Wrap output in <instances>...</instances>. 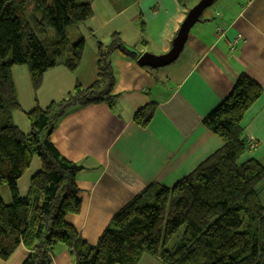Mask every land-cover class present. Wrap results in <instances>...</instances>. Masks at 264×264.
I'll use <instances>...</instances> for the list:
<instances>
[{
	"label": "trees",
	"instance_id": "obj_1",
	"mask_svg": "<svg viewBox=\"0 0 264 264\" xmlns=\"http://www.w3.org/2000/svg\"><path fill=\"white\" fill-rule=\"evenodd\" d=\"M93 0H0V259L20 246L30 253L21 264H50L49 250L65 245L75 264H138L144 254L164 264H264V162L245 159L248 144L242 121L263 94L262 86L240 73L229 94L204 124L224 145L171 188L151 184L114 213L97 239L82 238L69 215L81 213L77 174L84 167L61 154L52 141L57 121L71 108L102 102L113 106L111 54L137 59L119 32L98 41L97 79L46 108L28 112L23 132L13 112L21 107L12 69L27 65L38 87L44 74L64 64L75 72L86 47L82 28L93 16ZM189 5L191 0H179ZM84 29V28H83ZM157 104L134 115L147 128ZM38 156L40 169L21 195L18 181Z\"/></svg>",
	"mask_w": 264,
	"mask_h": 264
},
{
	"label": "crops",
	"instance_id": "obj_2",
	"mask_svg": "<svg viewBox=\"0 0 264 264\" xmlns=\"http://www.w3.org/2000/svg\"><path fill=\"white\" fill-rule=\"evenodd\" d=\"M198 1L191 0L187 6L179 0H93V16L81 29L86 38L81 64L74 73L60 67L70 77L61 87L63 94L79 82L90 86L97 79L98 41L109 42L113 31L121 34V25L112 23L125 24L131 12L130 35L122 39L138 58L120 51L109 57L115 77L113 106L102 102L73 107L57 121L52 134L61 154L84 167L77 174L82 210L68 220L90 243H96L114 213L136 194L151 184L171 188L224 145L204 118L243 72L263 88L242 121L248 144L244 156L264 160V0H215L191 28L175 62L162 69L137 62L145 52H168ZM237 36L241 40L232 47ZM152 103L157 104L156 113L151 124L142 128L134 115ZM30 179L26 186L18 181L21 195L27 194ZM48 252L50 264L76 263L63 244ZM29 253L22 245L0 264H21ZM138 264L164 263L144 254Z\"/></svg>",
	"mask_w": 264,
	"mask_h": 264
},
{
	"label": "rangeland",
	"instance_id": "obj_3",
	"mask_svg": "<svg viewBox=\"0 0 264 264\" xmlns=\"http://www.w3.org/2000/svg\"><path fill=\"white\" fill-rule=\"evenodd\" d=\"M77 1H82V0H77ZM130 13L131 12H129L126 15L125 24H123L122 21H121V24L119 21H114L112 23V25L114 26L121 25V34H120L121 39L124 37L126 39L129 38L130 29H129V24L127 23V17L130 15ZM122 19L123 17L118 18V20H122ZM114 32H117V31H113V33ZM222 32L223 31H220V33ZM90 42L93 43L94 38H91ZM125 42L126 41L124 39V43ZM126 46L128 48H132L131 46H128L127 44ZM89 53L90 52H88V54ZM63 66L65 65L59 64L53 67L52 69L48 70L44 74L42 82L38 87H36L33 84L27 65H16L13 67L12 69L13 80L16 84L18 99L21 104V107L13 112V118H14L15 124L23 132L24 131L28 132L30 130L29 129L30 124H29L28 117H27L28 112L33 110L35 107H41L44 109L48 106L49 103H51V101L53 100L58 101L66 96V93L63 94V91H61V87L66 81L69 80L70 77L64 74L63 71L61 70ZM159 69H162V68H159ZM72 79L74 80V78ZM262 162H264V160ZM40 166L41 165H40V160L38 156H34L30 167L27 169L25 174L21 177L20 184L21 185L24 184L25 186L28 185V181L32 177L31 175L33 174V172L35 173L36 171H38L40 169ZM0 192L5 202L10 203L11 195H10V192L6 184H2L0 186Z\"/></svg>",
	"mask_w": 264,
	"mask_h": 264
},
{
	"label": "water",
	"instance_id": "obj_4",
	"mask_svg": "<svg viewBox=\"0 0 264 264\" xmlns=\"http://www.w3.org/2000/svg\"><path fill=\"white\" fill-rule=\"evenodd\" d=\"M214 2L215 0H199L189 9L176 37L172 41L171 49L160 55L145 52L139 57L138 64L141 66L160 68L175 62L185 47L191 28L200 20L204 11L212 6Z\"/></svg>",
	"mask_w": 264,
	"mask_h": 264
},
{
	"label": "built area",
	"instance_id": "obj_5",
	"mask_svg": "<svg viewBox=\"0 0 264 264\" xmlns=\"http://www.w3.org/2000/svg\"><path fill=\"white\" fill-rule=\"evenodd\" d=\"M220 31H222V29L218 28V32H220ZM221 34H223V32ZM240 40H241V36H237L231 43L232 47H235L236 44H238Z\"/></svg>",
	"mask_w": 264,
	"mask_h": 264
}]
</instances>
